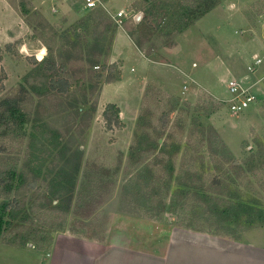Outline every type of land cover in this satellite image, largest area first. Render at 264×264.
Listing matches in <instances>:
<instances>
[{
	"label": "rangeland",
	"instance_id": "obj_1",
	"mask_svg": "<svg viewBox=\"0 0 264 264\" xmlns=\"http://www.w3.org/2000/svg\"><path fill=\"white\" fill-rule=\"evenodd\" d=\"M6 2L0 100L18 97L20 115L0 122V172L13 175L0 264L46 258L61 233L153 252L172 228L264 227V60L247 69L264 54V0ZM113 62L121 79L105 83ZM229 80L255 95L240 112ZM109 103L123 128L106 129Z\"/></svg>",
	"mask_w": 264,
	"mask_h": 264
},
{
	"label": "crops",
	"instance_id": "obj_2",
	"mask_svg": "<svg viewBox=\"0 0 264 264\" xmlns=\"http://www.w3.org/2000/svg\"><path fill=\"white\" fill-rule=\"evenodd\" d=\"M1 1L6 8L10 6ZM153 249L147 252L116 243L105 246L61 233L49 251H41L46 258L38 254L34 264H264V227L251 228L242 239L190 235L172 228L164 250L160 251V245Z\"/></svg>",
	"mask_w": 264,
	"mask_h": 264
},
{
	"label": "trees",
	"instance_id": "obj_3",
	"mask_svg": "<svg viewBox=\"0 0 264 264\" xmlns=\"http://www.w3.org/2000/svg\"><path fill=\"white\" fill-rule=\"evenodd\" d=\"M134 44L139 48L140 43L134 40ZM6 46H9L7 44ZM7 48V47H6ZM2 49H0L1 53ZM53 65H49L48 69H53ZM105 83L116 82L121 79L120 68L113 62L109 64L106 68ZM69 83L63 78L52 79L50 82V88L59 93H65L69 89ZM19 98L16 96L7 97L0 100V122L7 121L8 119H13L19 117ZM14 116V118H13ZM102 117L105 123L106 129H112L116 127L118 129L123 128L124 124L120 120V110L119 107L114 103H109L106 105L102 112ZM13 186V175L10 172H0V188L3 189L4 193H10ZM11 206V204H5L4 208ZM2 217H0L1 222ZM38 244V243H37ZM46 243L38 244V249L46 248ZM50 245V242H49Z\"/></svg>",
	"mask_w": 264,
	"mask_h": 264
},
{
	"label": "built area",
	"instance_id": "obj_4",
	"mask_svg": "<svg viewBox=\"0 0 264 264\" xmlns=\"http://www.w3.org/2000/svg\"><path fill=\"white\" fill-rule=\"evenodd\" d=\"M83 7L86 9H93L99 4V0H81ZM122 15H126L123 10L117 11L112 15L114 19L120 18ZM264 60V54H255L252 57V62L247 65V69L253 72L258 64ZM228 91L233 94L231 96L229 107L234 112H240L244 110L251 102L254 101L255 95L248 92L247 88L241 86V83L236 80H229L227 82Z\"/></svg>",
	"mask_w": 264,
	"mask_h": 264
}]
</instances>
